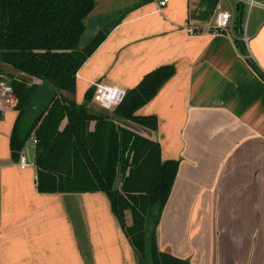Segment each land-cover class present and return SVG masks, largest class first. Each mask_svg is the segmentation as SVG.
<instances>
[{
    "label": "crops",
    "instance_id": "0c3cea01",
    "mask_svg": "<svg viewBox=\"0 0 264 264\" xmlns=\"http://www.w3.org/2000/svg\"><path fill=\"white\" fill-rule=\"evenodd\" d=\"M254 1L252 9L244 4V43L264 73V0ZM218 2L233 15L231 33L210 31ZM238 3L168 0L158 9L156 0H94L80 47L117 23L77 70L68 95L81 104L96 83L127 90L156 67H173L136 111L155 116L156 129L121 122L158 142L162 160L177 162L156 242L195 264H264V80L237 45ZM87 107L113 109L93 100ZM32 118L13 107L0 119V264H138L104 192L38 190ZM16 128L24 145L13 153ZM20 154L30 163L24 169Z\"/></svg>",
    "mask_w": 264,
    "mask_h": 264
},
{
    "label": "trees",
    "instance_id": "16d2710c",
    "mask_svg": "<svg viewBox=\"0 0 264 264\" xmlns=\"http://www.w3.org/2000/svg\"><path fill=\"white\" fill-rule=\"evenodd\" d=\"M93 5L94 0H0V71L3 65L12 70L7 74L20 116L33 114L28 132L33 131L36 138L37 188L42 192H104L138 255V264H195L156 244V225L177 162L162 160L158 142L121 122L156 129L155 116L137 115L136 111L152 99L173 67L161 65L144 75L126 90L110 114L87 107L94 87L86 91L81 104L68 96L75 93L77 70L117 23L104 26L80 47L83 19ZM244 8L243 3L236 6L238 35L243 34ZM236 42L247 56L244 41ZM247 60L264 80V73L248 56ZM91 121L95 122L93 130L89 129ZM18 132L14 129L10 138L13 153L24 145ZM119 166L121 178L115 188ZM127 210L130 224L125 221Z\"/></svg>",
    "mask_w": 264,
    "mask_h": 264
},
{
    "label": "built area",
    "instance_id": "2783aa9c",
    "mask_svg": "<svg viewBox=\"0 0 264 264\" xmlns=\"http://www.w3.org/2000/svg\"><path fill=\"white\" fill-rule=\"evenodd\" d=\"M168 0H156L158 9L164 7ZM239 3L246 4L248 8L257 5L254 0H235ZM232 13L228 10H224L221 7V2L217 4V13L215 21L210 31L213 32H227L231 33ZM188 33L193 34L195 28L188 27ZM247 37L243 34L242 40L246 41ZM126 90L116 85H105L96 83L94 84V91L92 100L100 107L105 109H112L118 105L124 98ZM17 98L14 94L13 87L9 83V80L5 79L4 75L0 74V119L4 112L16 105ZM35 142L36 139L32 138ZM18 165L21 169H24L30 165L25 154H20L18 158Z\"/></svg>",
    "mask_w": 264,
    "mask_h": 264
},
{
    "label": "water",
    "instance_id": "95a60500",
    "mask_svg": "<svg viewBox=\"0 0 264 264\" xmlns=\"http://www.w3.org/2000/svg\"><path fill=\"white\" fill-rule=\"evenodd\" d=\"M120 178H121V168H120V166H119V167H118V174H117V177H116V180H115V183H114V187H115V188H118V187H119ZM151 228H152V226H149V227H148V232L146 233V236L149 235V232L151 231Z\"/></svg>",
    "mask_w": 264,
    "mask_h": 264
},
{
    "label": "rangeland",
    "instance_id": "374dc122",
    "mask_svg": "<svg viewBox=\"0 0 264 264\" xmlns=\"http://www.w3.org/2000/svg\"><path fill=\"white\" fill-rule=\"evenodd\" d=\"M245 9H246L245 14H246L247 11H248V8L246 7ZM251 9H252V8H251ZM251 9H250V10H251ZM250 10H249V11H250ZM6 76H7V77H6ZM6 76H4L5 79L9 80V78H10V77L8 78L9 75L6 74ZM139 130H141V129H139ZM163 208H164V207H163ZM156 244H157V242H156ZM157 246H158V245H157ZM158 248H159V247H158ZM159 249H160V248H159ZM160 250H162V249H160ZM165 251H166V250H165Z\"/></svg>",
    "mask_w": 264,
    "mask_h": 264
}]
</instances>
